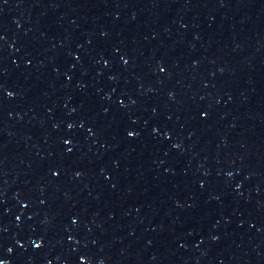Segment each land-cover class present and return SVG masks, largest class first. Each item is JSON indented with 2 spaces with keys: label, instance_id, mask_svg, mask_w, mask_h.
Segmentation results:
<instances>
[{
  "label": "water",
  "instance_id": "1",
  "mask_svg": "<svg viewBox=\"0 0 264 264\" xmlns=\"http://www.w3.org/2000/svg\"><path fill=\"white\" fill-rule=\"evenodd\" d=\"M0 264H264V0H0Z\"/></svg>",
  "mask_w": 264,
  "mask_h": 264
}]
</instances>
